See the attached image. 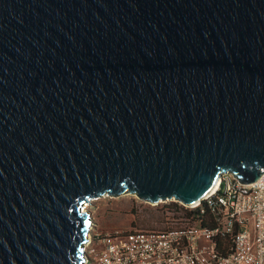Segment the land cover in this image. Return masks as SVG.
<instances>
[{
  "label": "water",
  "instance_id": "95a60500",
  "mask_svg": "<svg viewBox=\"0 0 264 264\" xmlns=\"http://www.w3.org/2000/svg\"><path fill=\"white\" fill-rule=\"evenodd\" d=\"M264 174V0H0V264H80V207L199 202Z\"/></svg>",
  "mask_w": 264,
  "mask_h": 264
},
{
  "label": "built area",
  "instance_id": "2783aa9c",
  "mask_svg": "<svg viewBox=\"0 0 264 264\" xmlns=\"http://www.w3.org/2000/svg\"><path fill=\"white\" fill-rule=\"evenodd\" d=\"M201 203L209 217L202 225L180 221L161 231L86 234L80 264H264V174L238 184L221 173L199 202L180 206L202 214Z\"/></svg>",
  "mask_w": 264,
  "mask_h": 264
},
{
  "label": "rangeland",
  "instance_id": "374dc122",
  "mask_svg": "<svg viewBox=\"0 0 264 264\" xmlns=\"http://www.w3.org/2000/svg\"><path fill=\"white\" fill-rule=\"evenodd\" d=\"M171 202L173 201L167 200L164 203ZM84 205L83 212L87 213L90 221L88 235L110 232L124 234L134 230L159 231L177 226L175 221L169 218V214L161 215L160 211H157L163 204L148 205L128 194L116 197L101 196L89 200Z\"/></svg>",
  "mask_w": 264,
  "mask_h": 264
},
{
  "label": "trees",
  "instance_id": "16d2710c",
  "mask_svg": "<svg viewBox=\"0 0 264 264\" xmlns=\"http://www.w3.org/2000/svg\"><path fill=\"white\" fill-rule=\"evenodd\" d=\"M200 207L203 208V213L199 214L198 213V208H194L192 210H186L183 209L180 205H177L176 202H171L168 204H163L159 207V209H157V211H160V214L162 215V213L165 214H169V218L171 220H174L175 223L174 224H178V222H196L198 224H200V220H201V224H203V220L208 219V213L207 210L204 208L203 203L200 204ZM161 219V218H160ZM161 231V230H159ZM227 239H223L220 241L219 245L221 244L222 247L227 246Z\"/></svg>",
  "mask_w": 264,
  "mask_h": 264
},
{
  "label": "bare ground",
  "instance_id": "6f19581e",
  "mask_svg": "<svg viewBox=\"0 0 264 264\" xmlns=\"http://www.w3.org/2000/svg\"><path fill=\"white\" fill-rule=\"evenodd\" d=\"M213 189V186H212V188H211V190ZM210 192V191H209ZM85 205L83 204L81 207H80V211H84V209H83V207H84Z\"/></svg>",
  "mask_w": 264,
  "mask_h": 264
}]
</instances>
